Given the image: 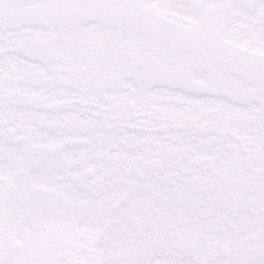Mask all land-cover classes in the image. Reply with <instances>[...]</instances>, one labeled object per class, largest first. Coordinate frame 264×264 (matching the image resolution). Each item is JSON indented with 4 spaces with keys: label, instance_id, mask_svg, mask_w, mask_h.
<instances>
[{
    "label": "snow or ice",
    "instance_id": "6c2138e0",
    "mask_svg": "<svg viewBox=\"0 0 264 264\" xmlns=\"http://www.w3.org/2000/svg\"><path fill=\"white\" fill-rule=\"evenodd\" d=\"M0 264H264V0H0Z\"/></svg>",
    "mask_w": 264,
    "mask_h": 264
}]
</instances>
